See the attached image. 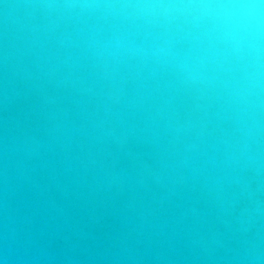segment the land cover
<instances>
[{"label": "water", "instance_id": "1", "mask_svg": "<svg viewBox=\"0 0 264 264\" xmlns=\"http://www.w3.org/2000/svg\"><path fill=\"white\" fill-rule=\"evenodd\" d=\"M0 264H264V0H0Z\"/></svg>", "mask_w": 264, "mask_h": 264}]
</instances>
